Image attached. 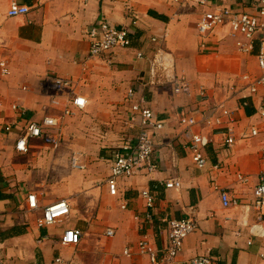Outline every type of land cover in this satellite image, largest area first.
<instances>
[{"label":"crops","instance_id":"obj_1","mask_svg":"<svg viewBox=\"0 0 264 264\" xmlns=\"http://www.w3.org/2000/svg\"><path fill=\"white\" fill-rule=\"evenodd\" d=\"M12 1L0 0V70L6 72L0 78V252L4 264H54L56 257L69 264H151L147 256L137 253L139 241L146 236L163 248L168 241L167 222L189 217L198 221V229L185 240L180 261L209 255L213 264H264V209L255 207L254 196L264 171V119L254 116L255 100L242 80L244 74L261 73L256 59L259 43L253 53H241L238 38L224 28L212 39L215 51L203 55L197 28L204 12L224 6L249 9L251 0H211L209 5L195 0H16L29 6L30 12L8 17ZM129 7L139 16L136 24ZM101 19L129 29L132 45L91 56L87 30ZM227 39L243 55L244 67H250V58L255 60L253 69L240 74L238 85L226 81V74L234 70L231 61L213 59L220 56V44ZM158 48L172 54L176 73L192 86L191 96L175 93L171 85L148 83L149 60ZM140 52L150 59L139 58ZM48 75L72 79L73 86L60 95L47 81ZM133 84L143 86L147 105L165 122L155 136L153 158L158 168L119 179L118 193L112 195L107 180L113 151L101 154L104 165L92 161L90 154L112 141L109 131L100 133L98 123H109L117 108L126 109L124 130L128 132L119 143L136 134V127L128 122L127 93ZM201 85L211 94L205 105L226 102L238 119L237 142L232 147L224 146L222 130L204 125L193 128L212 140L205 149L208 160L203 168L194 163L190 138L179 123L187 108L201 104ZM75 95L84 96L88 106L63 118V141L58 147L33 139L29 152L16 149L28 123L61 115ZM82 117L94 124L93 131L82 129ZM253 125L259 134L245 138ZM84 129L92 137L86 139ZM74 158L84 168L74 166ZM173 178L181 180V189L166 188L165 182ZM145 189L156 197L151 209L141 195ZM222 191L239 204L225 207ZM31 193L38 199L34 210L27 202ZM62 200L70 204V215L40 226L43 208ZM255 225L260 226L261 235L252 233ZM70 228L83 232L77 246L61 242ZM109 228L115 229L114 237L106 235ZM127 248L131 256L124 254Z\"/></svg>","mask_w":264,"mask_h":264},{"label":"built area","instance_id":"obj_2","mask_svg":"<svg viewBox=\"0 0 264 264\" xmlns=\"http://www.w3.org/2000/svg\"><path fill=\"white\" fill-rule=\"evenodd\" d=\"M179 2L180 0H172ZM194 1V0H193ZM197 4L209 5L211 0H195ZM30 12V7L20 4L13 0L7 11L8 17H18ZM128 14L132 18V23L136 24L139 16L132 8H128ZM227 28L229 36L238 38L237 48L241 53H253L259 43V50L256 55L260 74L242 75L250 96L255 100L254 116L264 119V0H251L249 9H236L230 6L217 7L208 10L202 14L198 22V34L200 37L199 48L203 55L211 54L215 51L212 39L218 31ZM242 37L240 39L239 37ZM87 37L90 42L89 54L93 57L109 54L117 49L129 48L132 45L130 30L127 28H118L112 25L108 20L101 19L87 30ZM156 42L157 38L153 37ZM139 58H148L144 52L139 53ZM150 76L149 84L171 85L175 93L191 96L192 86L185 76L176 73L175 61L172 54L163 49H156L153 58L149 60ZM6 72L0 70V78L4 77ZM47 81L51 82L55 91L62 95L67 89L73 86L72 79L63 78L56 75H48ZM142 85L133 84L127 93V101L130 102L129 125L136 127V134L130 136L119 147L113 150L111 157V175L107 180L110 193L117 195L118 180L130 179L137 171L145 169L154 171L158 168V163L153 158L156 151L155 136L165 127V122L159 119L156 113L147 105V101L142 95ZM141 94L140 98H137ZM201 104L187 108L179 119V123L185 127L186 134L189 136V149L192 159L199 168L205 167L207 156L205 149L212 142L208 135L201 132H194L193 128L204 125L213 130H222L223 144L232 147L237 142L236 126L238 119L235 117V110L231 109L226 102H218L205 105L210 98V90L206 85L199 87ZM259 96V97H258ZM257 98V101H256ZM54 103L59 104L57 100ZM249 105V102H244ZM88 106V100L81 95L72 97L61 115H48L41 121L28 123L16 144V149L20 152H29L30 141L41 139L51 147H58L63 141L62 123L65 116H71L75 110H85ZM23 114V110L18 105L13 106ZM11 130V126L6 127ZM259 134V129L253 125L248 133H244L245 138L254 137ZM73 165L84 168L79 164L77 158L73 159ZM239 179L246 181L247 178L239 175ZM166 188L181 189L182 182L179 178H173L165 182ZM146 201V206L151 209L155 206L156 197L150 189H145L141 193ZM255 207L258 210L264 209V171L260 174L259 183L254 189ZM222 201L225 207L237 206V199H233L227 191L221 192ZM29 209L34 210L39 207L37 195L31 193L27 197ZM71 207L68 201L62 200L51 203L43 208L42 217L39 219L40 226H47L58 223L70 215ZM147 217L150 219L151 215ZM139 218V217H137ZM167 244L159 248L148 237H143L137 245V253L147 256L151 264H213V259L209 255L194 257L188 261L182 262L179 256L183 250L185 240L189 235L198 229V221L194 217L185 219H171L167 222ZM254 235H261L262 231L259 225L252 227ZM83 232L79 228H70L65 231L61 237L63 245L80 244ZM108 237L116 235L115 229L109 228L106 231ZM124 254L131 256L133 253L126 249ZM0 264H4L0 252ZM54 264H69L62 257H56Z\"/></svg>","mask_w":264,"mask_h":264},{"label":"rangeland","instance_id":"obj_3","mask_svg":"<svg viewBox=\"0 0 264 264\" xmlns=\"http://www.w3.org/2000/svg\"><path fill=\"white\" fill-rule=\"evenodd\" d=\"M196 24V22H195ZM198 28V27H197ZM222 34V33H220ZM220 56H215L213 57L214 60H218L220 59V62L223 61H231V63L234 65V70L232 72H229V74L231 75H227L226 74V81L228 82L229 80H232L231 82L233 83V85H238V83L240 82V74L249 70V68L253 69L255 67V60L253 58H250L249 61V68L244 67V64H242V62H244V57L241 53H239L236 48H235V44L234 41L231 39H227L226 41H224L223 44H220ZM176 68V66H175ZM228 85H230V83H228ZM120 106V105H119ZM126 111V109H116V112H118L116 115L113 116V119L111 118V120L109 121V123L105 124L103 122H99V129H100V133L104 134L106 132H110V136L112 137V141L108 144V147H101V148H96L95 152H91L90 154V159H92V161L94 162H103L106 163L105 159H102L101 154L103 152H106L107 154L112 150L115 149V147H119L121 144L119 142H121L125 135L128 133L126 130H124L125 128V120H124V112ZM104 119V117H102V120ZM82 125V129L85 126L86 128H90L91 131H93V123L90 121V119H88L87 117H82L81 119V123ZM98 124H96L98 126ZM84 132L86 133L85 138H90V136L92 137V134L88 135L87 133H89V130H85ZM120 144V145H119ZM113 148V149H112Z\"/></svg>","mask_w":264,"mask_h":264}]
</instances>
